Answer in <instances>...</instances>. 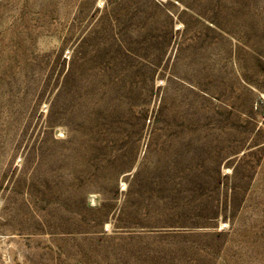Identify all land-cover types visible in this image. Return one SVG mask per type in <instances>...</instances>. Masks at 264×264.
I'll return each mask as SVG.
<instances>
[{
    "label": "rangeland",
    "instance_id": "374dc122",
    "mask_svg": "<svg viewBox=\"0 0 264 264\" xmlns=\"http://www.w3.org/2000/svg\"><path fill=\"white\" fill-rule=\"evenodd\" d=\"M0 264H264V0H0Z\"/></svg>",
    "mask_w": 264,
    "mask_h": 264
}]
</instances>
